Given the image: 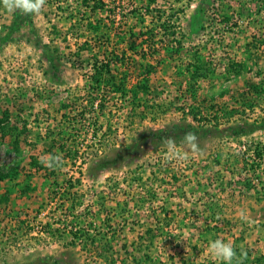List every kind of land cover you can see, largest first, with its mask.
I'll list each match as a JSON object with an SVG mask.
<instances>
[{
  "label": "rangeland",
  "instance_id": "rangeland-1",
  "mask_svg": "<svg viewBox=\"0 0 264 264\" xmlns=\"http://www.w3.org/2000/svg\"><path fill=\"white\" fill-rule=\"evenodd\" d=\"M96 1L24 14L0 0V264H222L217 238L264 264V0ZM122 50L130 73L135 62L150 74L120 67L109 85L146 80V109L88 89L93 61ZM191 103L260 127L211 130L200 152L168 162L164 145L128 148ZM57 155L61 167L41 163Z\"/></svg>",
  "mask_w": 264,
  "mask_h": 264
},
{
  "label": "trees",
  "instance_id": "trees-1",
  "mask_svg": "<svg viewBox=\"0 0 264 264\" xmlns=\"http://www.w3.org/2000/svg\"><path fill=\"white\" fill-rule=\"evenodd\" d=\"M95 3H97L99 7L102 9V5H103L102 1L97 0ZM142 35L144 34H141V36ZM144 53L145 51L141 52L142 57L146 58V54ZM110 56L111 57H109V62L98 61L97 59L93 61L91 65L92 74L90 77V83L88 88L89 91L91 93H94V95H96L97 92L102 87L105 86L109 91H111V93H115V95H120L123 97L131 96L133 102L136 103L138 107L141 106L145 108L144 106L145 102L144 101L141 102L139 96L141 94H146L148 92L147 89H149V86L146 83H144L146 80L144 79L140 81L138 80V83L134 85V87L131 89V92L126 91L125 86L123 84L115 83L113 80V82H111V84L109 85V82L112 81L114 74L117 73V69L120 67H123L122 71L130 79V77H133V73L135 74L137 72L135 69L138 70L141 69L144 76L149 75L152 66H150L149 64L147 65L140 64L139 67H137V64L134 62L133 64L134 68L133 70H131L130 73L131 66H128V64L131 65V63L127 61L131 59L127 57L126 51L122 50L120 53L113 51L110 52ZM47 63L49 64V66L52 64L51 62H47ZM245 67L246 64H240L237 73H241L242 71H244ZM105 81H107V84L105 83ZM101 84H103V86ZM251 89L255 94H259L263 91L260 85H252ZM245 105L249 107V110H252V108L254 107L252 105V102L246 103ZM157 107L160 106L157 105ZM209 107L210 108L207 107L205 108V112L208 114L212 113V111L215 110V106L209 105ZM161 108H162L161 111H165L164 110L165 108L163 109V106ZM179 110L181 111L182 114L180 120L173 121L167 124L166 126H163L161 129H157V130L148 129L140 133L137 139L133 142L131 146H128V148H130V150L135 149L134 151H136L137 149L139 148L141 149V147L146 145H157V146L163 145L162 140L165 137H172L175 140L176 145H178L179 143H181L184 134L187 132L195 133L198 139L200 138L202 140L203 138H206L207 135L211 134L212 132L211 130L215 131L220 137L238 138L245 136L249 133H253L257 129H259L257 127H260L249 122H241L238 123L237 125L230 124L229 121L231 120V114L232 112H236L235 110H230L229 112L231 114L230 113L226 114L224 112H221V108H220V110L218 109L219 111L218 110L216 111V113L217 112L218 113L212 117V120H210V118H208L206 113L203 112V108L199 104L191 103L188 105L187 110H185L183 107L179 108ZM156 111L158 110L156 109ZM143 115L144 114L141 113V118H143ZM220 122L223 123L224 125L223 128H219ZM60 141H62V139ZM59 143L60 144L55 143L53 147L58 145L59 150L61 151L64 150V144H62V142ZM67 151L69 152L70 150ZM29 164L31 168H33L34 170L37 171L45 170L44 166L41 165L39 162H36V160L33 157L30 158ZM4 177L5 176L0 177V181H2ZM147 235H149V233H147ZM154 237L155 236L153 237L151 236L150 238L152 239ZM29 264H36V262L35 263L30 262ZM50 264H64V263L55 259L52 262H50ZM209 264H215V263L210 262Z\"/></svg>",
  "mask_w": 264,
  "mask_h": 264
},
{
  "label": "clouds",
  "instance_id": "clouds-1",
  "mask_svg": "<svg viewBox=\"0 0 264 264\" xmlns=\"http://www.w3.org/2000/svg\"><path fill=\"white\" fill-rule=\"evenodd\" d=\"M2 3L8 11L19 10L24 14H38L45 5L46 0H2ZM162 144L167 150L165 162L185 159L187 158L188 151L192 153L200 152L198 137L193 132L185 133L181 141V144L187 151H179L172 137L163 138ZM41 163L49 168H58L62 166V157L57 155L48 160L42 159ZM209 253L215 259L221 261L222 264H243V259L246 257V252L240 250L238 253L231 243H227L220 238L209 241Z\"/></svg>",
  "mask_w": 264,
  "mask_h": 264
}]
</instances>
